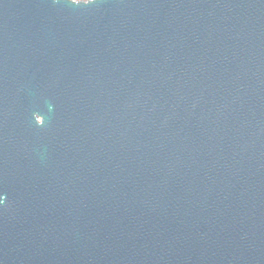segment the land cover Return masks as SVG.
Returning <instances> with one entry per match:
<instances>
[{
    "label": "water",
    "instance_id": "1",
    "mask_svg": "<svg viewBox=\"0 0 264 264\" xmlns=\"http://www.w3.org/2000/svg\"><path fill=\"white\" fill-rule=\"evenodd\" d=\"M0 264H264V0H0Z\"/></svg>",
    "mask_w": 264,
    "mask_h": 264
},
{
    "label": "flooded vegetation",
    "instance_id": "2",
    "mask_svg": "<svg viewBox=\"0 0 264 264\" xmlns=\"http://www.w3.org/2000/svg\"><path fill=\"white\" fill-rule=\"evenodd\" d=\"M0 114L8 119L11 124L15 125V118L17 114V110L14 105L12 106H3L0 110Z\"/></svg>",
    "mask_w": 264,
    "mask_h": 264
}]
</instances>
